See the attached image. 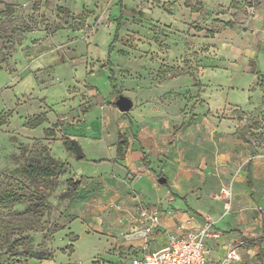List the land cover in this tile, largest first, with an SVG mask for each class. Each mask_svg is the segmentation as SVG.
Returning <instances> with one entry per match:
<instances>
[{
	"label": "rangeland",
	"instance_id": "obj_1",
	"mask_svg": "<svg viewBox=\"0 0 264 264\" xmlns=\"http://www.w3.org/2000/svg\"><path fill=\"white\" fill-rule=\"evenodd\" d=\"M107 58L130 112L108 98ZM163 89L175 95L174 133L203 115L205 91L256 110L246 119L262 139L264 0H0V262L113 264L135 253L117 247L125 210L114 205L134 179L121 122L137 115L139 94ZM68 136H80L83 158ZM255 214L245 264H264V205Z\"/></svg>",
	"mask_w": 264,
	"mask_h": 264
},
{
	"label": "crops",
	"instance_id": "obj_2",
	"mask_svg": "<svg viewBox=\"0 0 264 264\" xmlns=\"http://www.w3.org/2000/svg\"><path fill=\"white\" fill-rule=\"evenodd\" d=\"M254 50L250 49L248 56H252ZM105 63L98 60L100 67L108 66ZM171 81L161 84L170 88ZM164 89L162 93L149 91L145 95L144 91L139 94L137 115L131 118V124L125 123L126 120L121 122L120 133L126 134L128 151L133 149L129 155L131 164L126 158L125 166L134 174V179L130 194L119 204H112L120 212L125 210L118 217L123 221L117 219L123 234L117 247L129 245L135 253L120 260L130 264L132 256L160 249L167 234L179 232L180 225L198 226L209 216L221 232L218 239L206 241L210 248L209 264H216L228 248L240 240L245 242L238 248L239 259L228 264H245L247 256L254 252L250 241L260 226L255 209L264 205V133L263 138L256 141L252 132L258 129L247 121L251 114L258 113L225 101L219 92L204 91L203 107H195L196 113L202 109L203 115L196 116L189 124H181L183 128L174 133L178 114L175 95ZM119 94L111 91L108 98ZM76 137L80 143V136ZM100 140L95 138L94 142ZM114 151L115 148L110 161H114ZM142 157L148 166L142 164ZM113 169L114 166L109 172ZM160 177H164L165 182L157 186L155 183ZM228 184L233 196L226 212L219 190ZM139 204L157 208L160 215V226L147 237L137 220ZM118 253L120 251L116 250L112 257ZM120 260L115 259L113 264H120Z\"/></svg>",
	"mask_w": 264,
	"mask_h": 264
},
{
	"label": "built area",
	"instance_id": "obj_3",
	"mask_svg": "<svg viewBox=\"0 0 264 264\" xmlns=\"http://www.w3.org/2000/svg\"><path fill=\"white\" fill-rule=\"evenodd\" d=\"M219 196L224 200L226 210L229 209L230 189H221ZM137 220L144 237L150 235L160 226V215L155 207L139 204ZM194 220V217L191 218ZM119 222L123 219L119 218ZM179 232L168 233L165 244L153 252H143L130 258V264H209L210 248L206 245L208 239H218L221 235L215 222L206 216L198 226H179ZM245 241L233 243L216 264H228L239 259L238 248ZM247 242V240H246Z\"/></svg>",
	"mask_w": 264,
	"mask_h": 264
},
{
	"label": "water",
	"instance_id": "obj_4",
	"mask_svg": "<svg viewBox=\"0 0 264 264\" xmlns=\"http://www.w3.org/2000/svg\"><path fill=\"white\" fill-rule=\"evenodd\" d=\"M116 107L118 108V110L122 113H125V112H128L131 108H132V105H133V102L132 100L124 95V94H119L115 101H114ZM68 139L71 143V146H72V150H73V153H74V156L76 159H81L83 158L84 156V153L82 151V148H81V145L79 143V140L76 136H68ZM158 182L159 183H164L165 182V178L164 177H160L158 179Z\"/></svg>",
	"mask_w": 264,
	"mask_h": 264
},
{
	"label": "trees",
	"instance_id": "obj_5",
	"mask_svg": "<svg viewBox=\"0 0 264 264\" xmlns=\"http://www.w3.org/2000/svg\"><path fill=\"white\" fill-rule=\"evenodd\" d=\"M105 64H107L108 66V71L110 72L109 73V75H108V81L110 82V85H111V88H112V91L113 92H117V93H119L117 90H116V79H115V76H114V71H113V68H112V62H111V60L109 59V58H107V60H106V63ZM101 67L102 68H104L105 66L104 65H101ZM64 145H66V147L68 148V149H72V146H71V143H70V141H69V139L66 137L65 138V140H64ZM141 162H142V164H144V165H146V166H148V162L146 161V159H145V157H142V159H141ZM34 168V171L36 170L35 169V167H33ZM36 172V171H35ZM50 174V172L48 171V168H46L45 169V171H44V175H49ZM72 238H74L73 236H72ZM75 239V238H74ZM74 239H72V240H74ZM16 240V239H15ZM14 240V241H15ZM13 241V242H14ZM8 248L10 249V250H13L15 247H14V245L12 244V242L11 243H9V245H8ZM7 248V249H8ZM15 250V249H14ZM10 255H16V254H20L19 253V251H14V253H9ZM0 264H8L7 262H0Z\"/></svg>",
	"mask_w": 264,
	"mask_h": 264
}]
</instances>
